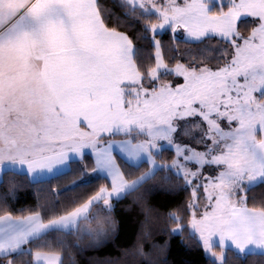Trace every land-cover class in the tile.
<instances>
[{"label": "snow or ice", "instance_id": "1", "mask_svg": "<svg viewBox=\"0 0 264 264\" xmlns=\"http://www.w3.org/2000/svg\"><path fill=\"white\" fill-rule=\"evenodd\" d=\"M175 236L264 264V0H0V264Z\"/></svg>", "mask_w": 264, "mask_h": 264}, {"label": "trees", "instance_id": "2", "mask_svg": "<svg viewBox=\"0 0 264 264\" xmlns=\"http://www.w3.org/2000/svg\"><path fill=\"white\" fill-rule=\"evenodd\" d=\"M166 39V37H165ZM20 179H24L20 177ZM33 187L31 185L27 186L26 190L20 192V204H30L33 202ZM17 206H20L19 204ZM95 253H87V255H94ZM168 260L173 261L174 264H206L202 254L193 251L188 247H185L179 236H175L171 239L170 248L168 250ZM81 259V264H83V257Z\"/></svg>", "mask_w": 264, "mask_h": 264}]
</instances>
